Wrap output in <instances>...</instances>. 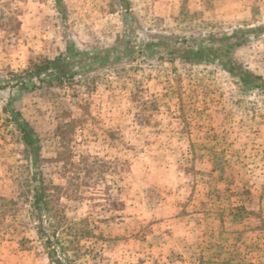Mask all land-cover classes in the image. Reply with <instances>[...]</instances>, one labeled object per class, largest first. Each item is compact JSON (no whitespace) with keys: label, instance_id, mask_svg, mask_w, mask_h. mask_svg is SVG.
<instances>
[{"label":"rangeland","instance_id":"374dc122","mask_svg":"<svg viewBox=\"0 0 264 264\" xmlns=\"http://www.w3.org/2000/svg\"><path fill=\"white\" fill-rule=\"evenodd\" d=\"M70 48L0 91V264H264V0H0V78Z\"/></svg>","mask_w":264,"mask_h":264},{"label":"trees","instance_id":"16d2710c","mask_svg":"<svg viewBox=\"0 0 264 264\" xmlns=\"http://www.w3.org/2000/svg\"><path fill=\"white\" fill-rule=\"evenodd\" d=\"M57 4H60L61 0H55ZM216 43H219L220 45L227 46L229 49L227 53H229V50H231L234 46L240 47L244 45L247 41L246 39L242 41H237L235 42L236 44H231V43H226V40H214ZM184 44L186 45L187 43L183 41ZM163 43H160V46ZM209 47V46H208ZM208 47H205V56H202L201 58H207V56H212L214 52L216 51H211ZM188 48V45L186 46ZM231 48V49H230ZM190 49V48H188ZM132 55V52H130ZM72 54V50L67 49L66 52L61 53L59 56L53 58V59H45L42 62H31L30 67L21 73L20 75H10L9 78H0V91L3 90H9L10 94H12V91L17 89L18 96H25L29 92L36 91L40 89L41 87H50L53 85H61L64 83V81H72L77 75H86V70L76 67L74 69H68V66L71 68H74L77 66V63L80 59L82 60H89L91 57L87 53H77L79 59H77V56H70ZM166 54V52H165ZM193 57H197V55H194ZM199 57V56H198ZM219 57V56H216ZM108 59V54L103 53V62L105 64L113 62L111 60V57ZM186 60H190L192 56L187 55L184 57ZM231 61V60H230ZM232 63V61H231ZM74 70V71H73ZM73 71V72H72ZM232 74H234V71H230ZM241 79L243 82L246 84H250L253 87L257 88H263L264 89V80L261 77H258L254 75L253 73L249 71H245L241 73L240 75ZM49 79L50 80L49 82ZM12 98V96H11ZM13 102L11 101L8 103V105L5 108V112H9L11 114V118L15 121L19 131L22 134V140L25 143L27 147H31V151H34L36 145L38 144V139L34 132L31 130L29 127V124L22 119V114L20 110H18V105L13 107ZM38 200L36 201V206L38 207L40 202L45 205V209H48V203L44 201L45 199V194L43 192V188H41V195H37ZM50 242V241H49Z\"/></svg>","mask_w":264,"mask_h":264},{"label":"crops","instance_id":"0c3cea01","mask_svg":"<svg viewBox=\"0 0 264 264\" xmlns=\"http://www.w3.org/2000/svg\"><path fill=\"white\" fill-rule=\"evenodd\" d=\"M42 20H43L42 22H44V23H43V27H45V25H47L48 29L51 28V27H49V24H50V23H52V22H57V21H55V20L52 19V18H45V17H43ZM49 22H50V23H49ZM46 38H47V36H44V39H46Z\"/></svg>","mask_w":264,"mask_h":264}]
</instances>
